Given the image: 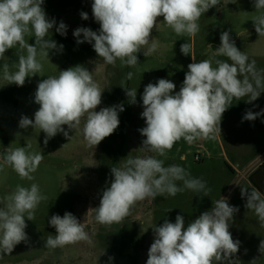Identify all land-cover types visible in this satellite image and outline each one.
<instances>
[{"label":"clouds","instance_id":"clouds-1","mask_svg":"<svg viewBox=\"0 0 264 264\" xmlns=\"http://www.w3.org/2000/svg\"><path fill=\"white\" fill-rule=\"evenodd\" d=\"M44 2L0 0V61H4L0 80L5 85L24 86L27 79L42 73L43 58H49L53 50L61 52L64 48L49 38V32L55 27L57 33L66 36L67 26L62 21L57 25L55 19L48 18ZM220 3L221 0H92V17L99 29L78 27L73 36L77 44H91L104 64L114 66L119 60L122 65L133 68L139 64L138 53L147 57L156 51L158 45L151 34L158 18L162 17L177 36L192 37L200 31V17ZM253 3L259 13L252 20L255 31L264 37V0H253ZM80 16L83 20L89 19L87 12H80ZM29 36L34 38V43L26 40ZM10 49H16L18 56V62L12 65L5 60ZM190 50V43L180 45L185 56L190 55ZM215 55L227 60L215 59L213 66L212 59L195 62L191 55L194 62L188 64L179 91L172 80L165 78L144 87L140 116L145 126L138 131L144 137L141 147L156 155L127 156L120 167H111L113 179L103 189L99 206L91 209L98 224L110 227L121 223L138 202L146 199L174 197L185 190L208 196L211 189L206 181L192 177L180 165L165 166L164 160L157 156H165L181 139L189 145L199 139H215L222 130L223 115L234 100L247 97L246 103L258 107L253 102L264 93V69H257L255 60L249 61L248 55L237 48L229 31L220 34ZM132 76L128 72L127 79L131 80ZM121 87L128 102L136 104L137 89ZM103 92L92 71L83 65L61 70L58 75L38 82L34 103L39 107L33 118L22 115L19 127L39 129L45 134L46 145L57 134L68 137L69 131L81 130L83 120L85 141L89 146H98L117 130L119 114L125 110L119 104L97 111ZM261 117L264 109L258 112L247 109L241 122ZM31 148L27 144L0 152L3 161L0 171L3 165H8L21 180L33 181L32 174L44 156ZM178 181L183 183L182 187ZM240 191L241 197L246 198L245 208L252 210L264 227V193L255 187H240ZM46 199L37 183L17 184L10 194L0 197V254H11L17 245L29 242L26 220L34 221L38 206ZM238 212L239 208L223 197L187 224L181 214H177L175 222L165 219L161 225L152 227L154 240L148 249L146 264H239V259L234 257L241 242L233 239L230 231ZM48 223L55 229V235L45 240L47 248L91 242L85 224L71 212L66 211L63 216L54 214ZM258 250L264 254V240L260 241Z\"/></svg>","mask_w":264,"mask_h":264},{"label":"rangeland","instance_id":"rangeland-1","mask_svg":"<svg viewBox=\"0 0 264 264\" xmlns=\"http://www.w3.org/2000/svg\"><path fill=\"white\" fill-rule=\"evenodd\" d=\"M92 0H45L44 9L49 19H55L57 25L62 21L67 26L66 36L55 31L49 32V38L58 45L63 44L61 52L53 50L49 58H43V71L26 80L22 87L5 85L0 80V152L31 144V151L42 153L44 158L33 181L21 180L8 165L0 171V197L10 194L17 184L29 186L37 183L47 199L42 201L35 212L34 221H27L28 243H20L11 254H0V264H146L147 252L154 240L152 227L161 225L165 219L175 222L177 214L185 218L187 224L202 212L210 210L213 201L226 197L228 202L239 208L230 226L233 239L239 240L240 249L236 254L239 264H264V254L258 250L264 240V227H261L252 210L245 208L246 198L241 197L240 187L252 188L248 176L258 166L261 159L249 168H238L239 161L234 153L238 138H255L259 135L264 119L241 122L247 109H264V93L248 104L244 100L233 101L224 113L221 132L215 139H199L189 145L183 139L176 142L163 159L165 166L172 164L184 167L194 178H202L211 191L208 196L190 190L177 193L176 196L157 197L138 202L121 223L110 227L95 221L94 209L99 206L103 189L113 179L111 167H120L127 156L156 155L147 152L142 146V137L138 129L145 126L140 113L143 111L140 99L144 87L155 83L159 78L170 79L176 84V91L184 80L189 63L204 59L227 60V57L215 55L220 45V34L229 31L239 50L250 37L257 35L253 18L259 13L253 0H221L216 7L209 9L198 21L200 31L192 37L177 36L158 18V24L152 31L157 43L156 51L145 57L138 53L139 64L129 68L119 60L115 65H106L93 50L91 44H77L73 31L78 27H88L93 31L99 24L92 17ZM87 12L89 19L83 20L80 12ZM83 37H81L82 39ZM29 43L34 38L26 37ZM190 43V55L180 51V45ZM242 51V50H241ZM16 49L6 52L5 60L10 64L18 62ZM192 55V56H191ZM39 59V57H38ZM231 63V61H228ZM0 61V74L2 64ZM76 65H83L92 71L96 82L104 89L101 107L123 104L125 110L119 114L120 124L117 130L105 138L98 146H89L85 141L82 128L69 131L68 137L57 134L45 145V134L39 129H21L19 120L22 115L34 117L39 105L34 103V93L38 82L50 75ZM15 70V69H13ZM132 72L131 80L127 79ZM129 87L137 89V103L130 104L125 93ZM259 126V127H258ZM262 128V127H261ZM260 136V135H259ZM201 160L196 161L195 156ZM0 164L3 161L0 160ZM233 167L234 172L227 166ZM238 169V171H237ZM183 186L182 182H177ZM171 209V210H170ZM170 210V211H169ZM73 213L86 226L91 242H78L62 248H47L45 240L55 235V229L48 220L54 214ZM113 259L110 261L109 258Z\"/></svg>","mask_w":264,"mask_h":264},{"label":"crops","instance_id":"crops-1","mask_svg":"<svg viewBox=\"0 0 264 264\" xmlns=\"http://www.w3.org/2000/svg\"><path fill=\"white\" fill-rule=\"evenodd\" d=\"M241 50L248 55L249 61L255 60L257 69H264V37H259L258 34L250 37L249 40H246L241 45ZM260 119H264V117H261ZM261 127L259 130L260 136L258 135L252 139L238 138L239 143H236L237 149L234 151L236 155L235 157L239 161L238 168L240 169L242 167L249 168L251 164L257 162L258 159H261L258 166L248 176V183H250L252 187L255 186L250 182V176L264 163V122ZM230 168L234 172L233 167ZM261 180L264 183V176H261Z\"/></svg>","mask_w":264,"mask_h":264},{"label":"trees","instance_id":"trees-1","mask_svg":"<svg viewBox=\"0 0 264 264\" xmlns=\"http://www.w3.org/2000/svg\"><path fill=\"white\" fill-rule=\"evenodd\" d=\"M229 167V166H228ZM230 168V167H229ZM231 169V168H230ZM232 170V169H231ZM261 176H264V163L259 169L250 176V182L261 192L264 193V183L261 180Z\"/></svg>","mask_w":264,"mask_h":264},{"label":"built area","instance_id":"built-area-1","mask_svg":"<svg viewBox=\"0 0 264 264\" xmlns=\"http://www.w3.org/2000/svg\"><path fill=\"white\" fill-rule=\"evenodd\" d=\"M195 160H196V161H200V160H201V156H200V155H196V156H195Z\"/></svg>","mask_w":264,"mask_h":264}]
</instances>
